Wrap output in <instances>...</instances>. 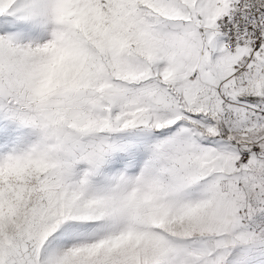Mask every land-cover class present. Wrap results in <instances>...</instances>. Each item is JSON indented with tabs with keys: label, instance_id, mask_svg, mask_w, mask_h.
Segmentation results:
<instances>
[{
	"label": "snow or ice",
	"instance_id": "1",
	"mask_svg": "<svg viewBox=\"0 0 264 264\" xmlns=\"http://www.w3.org/2000/svg\"><path fill=\"white\" fill-rule=\"evenodd\" d=\"M0 264H264V0H0Z\"/></svg>",
	"mask_w": 264,
	"mask_h": 264
}]
</instances>
